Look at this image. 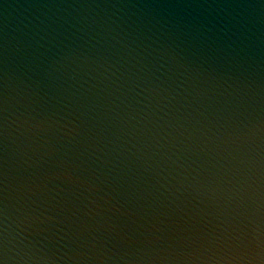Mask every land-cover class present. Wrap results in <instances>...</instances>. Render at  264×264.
<instances>
[{"label":"water","instance_id":"obj_1","mask_svg":"<svg viewBox=\"0 0 264 264\" xmlns=\"http://www.w3.org/2000/svg\"><path fill=\"white\" fill-rule=\"evenodd\" d=\"M264 241V0H0V264H252Z\"/></svg>","mask_w":264,"mask_h":264},{"label":"clouds","instance_id":"obj_2","mask_svg":"<svg viewBox=\"0 0 264 264\" xmlns=\"http://www.w3.org/2000/svg\"><path fill=\"white\" fill-rule=\"evenodd\" d=\"M258 240V250L256 254L251 258L252 264H264V241H260L259 237H257Z\"/></svg>","mask_w":264,"mask_h":264}]
</instances>
